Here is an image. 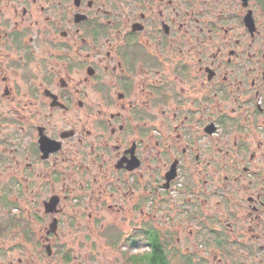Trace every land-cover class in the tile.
<instances>
[{
  "label": "flooded vegetation",
  "instance_id": "af4514ba",
  "mask_svg": "<svg viewBox=\"0 0 264 264\" xmlns=\"http://www.w3.org/2000/svg\"><path fill=\"white\" fill-rule=\"evenodd\" d=\"M54 261L264 264V0H0V264Z\"/></svg>",
  "mask_w": 264,
  "mask_h": 264
},
{
  "label": "rangeland",
  "instance_id": "374dc122",
  "mask_svg": "<svg viewBox=\"0 0 264 264\" xmlns=\"http://www.w3.org/2000/svg\"><path fill=\"white\" fill-rule=\"evenodd\" d=\"M12 258H15V256H16V254L15 255H10ZM54 264H59V263H57L56 261H54Z\"/></svg>",
  "mask_w": 264,
  "mask_h": 264
}]
</instances>
